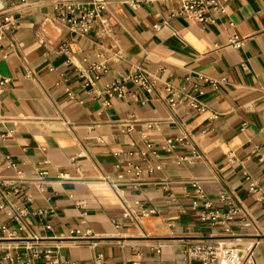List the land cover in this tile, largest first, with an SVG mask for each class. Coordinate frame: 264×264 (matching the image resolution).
Here are the masks:
<instances>
[{
    "label": "crops",
    "instance_id": "1",
    "mask_svg": "<svg viewBox=\"0 0 264 264\" xmlns=\"http://www.w3.org/2000/svg\"><path fill=\"white\" fill-rule=\"evenodd\" d=\"M219 1L226 13L206 26L160 4L113 3L106 33L42 26L57 15L50 0L13 13L0 44V80H10L0 91V264H48L26 245L75 264H202L187 250L218 241L264 264V0ZM19 2L0 0V10ZM233 35L243 46L228 44ZM138 68L151 92L129 80ZM116 80L123 88L111 96ZM143 151L144 185L115 191L107 180L119 161ZM136 203L154 213L124 218ZM208 203L238 213L203 222Z\"/></svg>",
    "mask_w": 264,
    "mask_h": 264
},
{
    "label": "built area",
    "instance_id": "2",
    "mask_svg": "<svg viewBox=\"0 0 264 264\" xmlns=\"http://www.w3.org/2000/svg\"><path fill=\"white\" fill-rule=\"evenodd\" d=\"M45 0H20L17 6L12 8H3L0 10V44L2 41L11 35L13 29L16 28V21L13 18L14 12H21L26 9H31L41 6ZM126 5L136 10L143 5L153 6L160 4L161 8L173 18L181 16L189 19L195 24L206 26L213 22L210 14H225L226 9L220 3L219 0H50V4L57 12L56 16L45 15L42 26L52 25L54 28L62 29L66 28L71 32L78 34H86L90 32L94 27L100 26L103 33L109 32L110 28L107 20L104 18V13L108 10L111 4ZM171 4H176V7H172ZM244 37L233 35L228 39V44L234 48H240L245 42ZM101 68V66H95ZM138 74H134L129 77V80L134 84L140 86L148 92L153 90V81L150 80L142 69L138 68ZM200 80L210 84L213 87H217L219 82L210 78L201 76ZM9 79L0 80V91L3 87L9 83ZM123 82L116 80L114 83L109 84L106 87V92L109 95H113L122 90ZM169 92L172 90L169 88ZM174 101V98L171 99ZM192 106L198 110H203L201 102L192 99ZM8 136V135H7ZM149 147V144H147ZM167 150L172 151L175 148V144L172 140L166 142ZM147 155L146 151L139 154L135 152H129L124 161L120 160L117 164L118 174L115 180H107L108 184L115 190L119 191L122 188H132L139 190L144 185L142 177L145 171L137 163V160H144ZM48 171L43 170L40 172L39 182H43L48 176ZM62 178H67V175H61ZM249 181V190L256 191V185L247 177ZM196 192L199 197L204 196V192L199 181L187 182ZM168 182H162L163 188L167 186ZM220 200L225 202L227 200L226 194L220 195ZM197 206L196 203L193 204ZM10 208L8 214L11 217H20L9 204ZM204 210L201 213V220L203 222L216 224L220 220H232L233 216L238 213L237 210H231L228 213H220L213 209L212 204H205ZM154 212L153 210L142 207L139 203L134 206L126 205L124 208V218L134 219L138 221L141 218L149 217ZM90 231L87 235H90ZM26 250H30L33 258H43L48 264H75L71 261H62L52 248H46L40 250L37 246H25ZM157 253L161 250L157 249ZM187 254L201 261L202 264H247L249 258H245L241 249L237 245H228L223 241H218L214 244H196L191 246L187 250ZM96 264H106L101 260H97ZM132 264H139V262H132Z\"/></svg>",
    "mask_w": 264,
    "mask_h": 264
}]
</instances>
